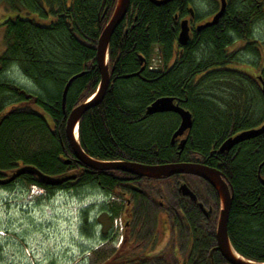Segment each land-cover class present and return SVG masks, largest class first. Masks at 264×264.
<instances>
[{"label": "trees", "instance_id": "trees-1", "mask_svg": "<svg viewBox=\"0 0 264 264\" xmlns=\"http://www.w3.org/2000/svg\"><path fill=\"white\" fill-rule=\"evenodd\" d=\"M45 1L51 6L57 4V11L52 9L57 13L54 19L46 20L44 14L39 18L15 14L0 23L4 27L5 46L0 55V175L3 176V171H12L20 165H32L52 175L74 170L76 163L66 162L73 159L74 153L65 132L63 91L73 75L83 72L68 87L65 100L68 114L94 93L100 81L96 45L117 0ZM218 1L201 0L212 8ZM199 2L130 1L125 18L114 30L109 44V87L103 100L83 113L78 138L83 149L100 160L150 164L203 160L220 169L234 188L228 221L231 243L245 258L262 262L264 134L243 140L228 151L222 152L219 147L227 137L264 122V94L256 74L250 70L259 68L264 80V43L255 35L257 23L264 19V0H226V10L219 21L195 31L188 43L181 45L179 21L189 14L190 7L198 8ZM155 51L162 56L161 68L150 70L146 64L141 70ZM245 53L249 58L244 57ZM13 65L38 90L31 91L7 80L4 73ZM138 71L139 74L126 76ZM165 95L173 96L193 116L180 156L171 143L179 116L171 111L146 114L147 106ZM44 135H48L47 141ZM34 137L40 139L36 146H32ZM79 171L75 179L58 185L46 184L29 172L18 178L26 185L42 187L48 195L58 189L98 187L110 197H120L126 202L123 177L127 172L93 170L87 166ZM174 194L168 213L154 212L158 219L156 227L176 230L179 241H187L185 253H179L173 238L171 251L156 255L134 252L128 246L119 259L125 264L139 260L148 264H230L219 251L211 253L216 243L218 211L208 219L194 202ZM142 200L146 203L150 199L142 195ZM126 210L124 204L122 217ZM83 211L81 223L86 224L89 210ZM183 232L186 236L181 238Z\"/></svg>", "mask_w": 264, "mask_h": 264}, {"label": "rangeland", "instance_id": "rangeland-1", "mask_svg": "<svg viewBox=\"0 0 264 264\" xmlns=\"http://www.w3.org/2000/svg\"><path fill=\"white\" fill-rule=\"evenodd\" d=\"M199 1V12L205 16L207 12L205 11L207 9L206 4H203L201 0ZM31 12L20 5L17 7L8 6L3 0H0V23L10 15H26ZM51 18L46 17L48 20ZM3 32L4 27L0 25V55L5 47ZM255 35L264 43V19L257 23ZM246 54L244 57L249 58V55ZM4 77L31 91L38 90L18 66L13 65L4 73ZM45 116L50 121V116L48 114H45ZM36 137L33 139L32 146L40 143V139ZM43 138L47 141L48 135H44ZM194 180L199 181L200 179L188 177L186 182L197 188V182ZM175 182L176 178H170L162 180L160 183L157 182L151 187L154 192L159 191L160 187H162V190L165 189L166 192H169ZM202 184L203 188H198L199 194L207 204L213 203L211 201L213 193L207 190L209 188L205 183ZM168 196L167 199L169 200ZM158 198L157 196L155 201L147 200L145 205L142 200L138 199L136 201L137 226L146 232L144 233L145 236L155 229L159 230L156 227L158 219L154 214L157 210H162L157 204ZM90 203H92L90 208L84 207ZM123 203L124 199L120 197L112 199L98 187H86L74 191L58 189L48 195L42 187L26 185L23 179L18 178L13 181L11 189H0V246L4 247L3 257L5 262L9 264H74L83 259H87L92 263L103 261L117 250L122 242V232L125 227L120 213ZM84 208L89 210L86 224L81 223L84 220ZM102 233H113L114 235L104 245L94 249V245H101L99 241L103 239ZM81 234H84L85 237ZM88 234H92L91 238H87ZM180 235H182L181 238L186 236L184 232ZM178 236L177 232L174 239L179 246V253L184 254L187 241H179L180 236ZM79 242L84 244V248L79 247ZM174 244V240H171L163 247L167 246L166 251L172 249ZM88 245L91 247V253H89ZM158 249L157 247L154 254L160 255L163 253L164 250L159 251Z\"/></svg>", "mask_w": 264, "mask_h": 264}, {"label": "water", "instance_id": "water-1", "mask_svg": "<svg viewBox=\"0 0 264 264\" xmlns=\"http://www.w3.org/2000/svg\"><path fill=\"white\" fill-rule=\"evenodd\" d=\"M131 0H117L114 10L105 24L102 32L99 35L98 43L96 45V62L100 71V81L94 91L87 99L80 102L78 105L72 108V110L67 114L65 111V100L68 87L71 81L81 75L83 72L73 75L67 82L65 89L63 91L62 103L66 116L65 132L67 140L73 150L75 158L82 162L85 166L93 170H121L129 172L138 176L152 178V179H162L167 178L175 174L180 173H190L198 175L204 178L208 183L212 185L219 196L220 209L216 225V246L215 248L220 251L222 256L230 264H264V261L257 262L242 256L232 245L229 233H228V221L230 215V209L233 200L234 188L231 182L226 178L224 173L217 167L209 166L205 163L198 161H172L165 163H142L131 160H100L89 155L82 147L78 138L79 122L83 113L89 108L99 104L109 87L111 76L109 67V44L112 34L116 27L123 21L125 15L128 11ZM156 4L166 3L170 0H151ZM227 2L226 0H220V7L218 11L213 15L212 19L205 21L196 26L197 30H200L206 26H211L216 24L220 17L224 14L226 10ZM191 14H193L192 7L190 8ZM190 39V28L187 19H182L180 21V31L178 34V41L180 44L185 45ZM144 65L141 70L144 69ZM139 74V71L126 76H132ZM260 84L264 94V80L259 76ZM10 108V107H9ZM174 111L180 115V122L177 128L172 134V141L177 138L179 139V151L181 153L185 146L187 137H181L186 130L191 129L193 125L192 113L189 109L181 106L173 96L165 95L156 98L152 101L146 109V114H153L157 112ZM0 114V121H1ZM264 134V122L258 126L249 129L239 131L238 133L228 137L220 145V151H228L237 143L252 138L254 136ZM67 163L70 160H66ZM80 172L79 170H75ZM25 172L36 174L41 181L50 185H58L69 179H75L78 172L69 171L68 173L60 175L47 174L41 171L39 168L32 165H20L12 171H3L5 175L4 178H0V183H8L17 179L20 175ZM264 183V178H261ZM179 191L183 195H188L192 200H196V194L191 190V188L185 183L181 182L179 185ZM200 207L204 209L203 203H199ZM205 210V209H204ZM213 251V250H212ZM211 251V252H212Z\"/></svg>", "mask_w": 264, "mask_h": 264}, {"label": "flooded vegetation", "instance_id": "flooded-vegetation-1", "mask_svg": "<svg viewBox=\"0 0 264 264\" xmlns=\"http://www.w3.org/2000/svg\"><path fill=\"white\" fill-rule=\"evenodd\" d=\"M3 2H5L6 5L11 6V7H17L18 5H20V6L24 7V9H27L29 12L32 11L31 13H27L26 15H23L25 17H31V18H39V17H42L44 14L45 15L44 19H46L47 16L52 17L51 19H54V16H56L55 14H57V13L54 14L52 12V9L55 10V12L58 9L56 3L53 6H51L45 0H3ZM218 2H219L218 5L216 7H213V8L210 7V5H208V4L205 5L207 8L205 10V11H207L205 14L206 15L209 14L207 16L205 15L206 17L204 16V14L199 12L198 8L192 7L193 14H191V12H189V14L187 16L180 19V21L182 19L188 20V25L190 28V37L193 35V33L195 31L199 32L200 30L205 28L204 27L200 30H197L196 26L201 24V23H204L205 21L212 19L213 15L218 11V9L220 7V0ZM210 8H212V9H210ZM46 20H48V19H46ZM180 21H179V25H180ZM161 58H162V56H161ZM146 64L147 63L144 62V66ZM159 69L160 68H158L156 70H159ZM250 70H252V72L256 74L258 80H259V76L262 77V75H261L262 73L259 70V68L255 67V68H251ZM175 101H177V100L175 99ZM180 105L183 106L184 108H186V106H184L183 104H180ZM171 112H174V111H171ZM174 113H176V112H174ZM176 114L179 116L178 113H176ZM179 122H180V116H179ZM189 132H190V129L186 130L185 133L181 137H188ZM179 139L180 138H177L174 141H172V139H171V143L176 147L177 154L179 151ZM183 149H182V151H183ZM182 151H181V153H182ZM181 153L178 155L180 156ZM69 160H70V162L68 164H70V165L76 163L74 170L77 169V170L82 171L83 168H86V166H84V164L82 162L78 161L75 158V155L73 156V159H69ZM176 161H181V160H176ZM198 162L205 163V162H203V160L198 161ZM100 171H102V170H100ZM136 176L139 178H137ZM4 177L5 176L0 175V178H4ZM188 177H192L194 179L195 178L200 179L199 181L194 180L197 182L196 183L198 186L197 188L195 186H193V184L191 185L188 182H186V180H188ZM170 178H172V179L176 178V182L174 183L175 192L177 194L183 196V197H186L187 199L191 200L192 202H194L198 206V208L200 209V211L204 217H206L208 219L213 218L216 215L217 211L219 214V209H220L219 196H218L217 192L215 191V189L214 188H213L214 190L212 189V187H211L212 185L210 183H208L204 178H202L198 175H195V174H190V173H180V174L178 173V174L172 175V176L167 177V178H162V179L168 180ZM162 179H152V178L142 177V176H138V175L127 172V175H124V177H123L124 185L127 188L126 191H124V194H126L128 196L126 202L124 201L123 206L125 204V208H127V210H126L125 215H123V217L121 216V218L123 220V224L125 223L126 227L124 226L125 228L122 232V242H121L119 248L117 250H115L110 256H107L106 259H104L103 261L92 263L91 261H88L87 259H83V260H80L78 262H75L74 264H125V262L123 260L119 259V257H120V254H122V252L124 251V249L128 246L134 252H136L135 250H137V251H139V253H145L146 252L148 254L149 253L154 254L157 251L156 250L157 247L159 248L158 249L159 251L165 250V248H167V246L166 247H163V246L167 245L168 242L173 240L174 234H176L177 231L173 230V229H169V228H164V229L159 228V230L155 229L152 231V233H149L148 235L145 236L144 233H146V232L137 226L138 213L135 210L136 201L138 199L142 200V195L149 198L151 201H155L156 197L154 195L156 193L157 196L159 197L157 204L162 209V214L165 213V211L167 213L169 212V210L172 208V202H173L172 200H173V197L175 195L174 194L175 192L172 190V188L169 189V192H166L165 189H163L164 190L163 191L162 187L159 188V191L157 190L158 192L157 191L154 192L152 190V187H151V185L157 183L156 180H159L158 183H160ZM181 182H185L191 188V190L196 194L197 199L195 201L192 200L190 196L183 195L179 191V185ZM202 183H205V185H207L209 188L207 190H210V192L213 193V196H212L213 199L211 200L213 203L207 204L205 202V200L199 194L198 188H203ZM12 184H13V181L8 182V183H0V189H11ZM150 187H151V189H150ZM167 196H168L169 200L167 199ZM216 196H217V198H216ZM199 203H203L205 210L200 207ZM143 204L145 205L146 203L143 202ZM145 210H146V208H145ZM218 214H217V219H218ZM168 217H169V219H168L167 223H169V221L171 219V216L169 214H168ZM216 225H217V222H216ZM81 235L83 237H85L84 234H81ZM88 235L89 236H87V238H91L92 234H88ZM101 235L103 237V239H101L102 241H99V242H101V245H96V246L94 245V249H97L100 246L104 245V243L106 241L113 238L114 234L113 233H111V234L110 233H104V234L102 233ZM216 244H217V242L215 243L214 247L212 248L213 251H219L218 249L215 248ZM79 247L84 248V244H82V243L80 244V242H79ZM88 247H89V253H91V251H90L91 247L89 245H88ZM3 249H4V247L0 246V264H9L8 262H5V259L3 257ZM144 262H147V261L139 260V261H132L131 263H126V264L144 263Z\"/></svg>", "mask_w": 264, "mask_h": 264}, {"label": "built area", "instance_id": "built-area-1", "mask_svg": "<svg viewBox=\"0 0 264 264\" xmlns=\"http://www.w3.org/2000/svg\"><path fill=\"white\" fill-rule=\"evenodd\" d=\"M161 63H162V58L158 53H156L149 60L148 68L151 70H156L160 67Z\"/></svg>", "mask_w": 264, "mask_h": 264}, {"label": "bare ground", "instance_id": "bare-ground-1", "mask_svg": "<svg viewBox=\"0 0 264 264\" xmlns=\"http://www.w3.org/2000/svg\"><path fill=\"white\" fill-rule=\"evenodd\" d=\"M113 10H114V9H113ZM110 14H111V13H110ZM110 14H109V15H110ZM55 15H56V14H55ZM105 19H106V18H105ZM98 39H99V38H98ZM97 43H98V42H97ZM109 62H110V61H109ZM97 66H98V65H97ZM178 103H179V102H178ZM186 109H187V108H186ZM179 116H180V115H179ZM192 117H193V116H192ZM178 125H179V124H178ZM176 128H177V127H176ZM176 128H175V129H176ZM175 129H174V130H175ZM174 130H173V132H174ZM173 132H172V134H173ZM171 137H172V135H171ZM229 137H230V136H229ZM227 138H228V137H227ZM227 138H226V139H227ZM71 157H72V156H71ZM67 160H68V159H67ZM73 161H74V160H73Z\"/></svg>", "mask_w": 264, "mask_h": 264}]
</instances>
